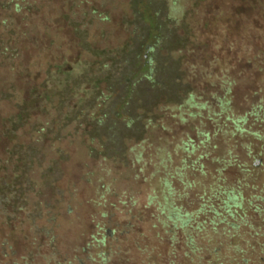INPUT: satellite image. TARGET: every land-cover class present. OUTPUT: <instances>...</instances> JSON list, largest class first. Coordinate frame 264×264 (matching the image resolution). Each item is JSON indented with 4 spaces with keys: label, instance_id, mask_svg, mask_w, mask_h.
Masks as SVG:
<instances>
[{
    "label": "trees",
    "instance_id": "1",
    "mask_svg": "<svg viewBox=\"0 0 264 264\" xmlns=\"http://www.w3.org/2000/svg\"><path fill=\"white\" fill-rule=\"evenodd\" d=\"M173 1L169 6L161 0H129L131 18L124 23L132 27V34L126 44L111 49L92 47L87 31L73 23L77 47L95 62L47 60L36 71L41 79L35 83L29 79L33 62H24L23 43L37 48L38 35L47 33V29L28 21V15L38 11L31 1L0 0V105L4 103L7 107L0 109L4 111H0V139L10 144L3 166L5 176L0 179V224L20 231L26 227L29 233L26 240L32 244L31 250L18 252L6 237L0 236V264H114L118 252L113 245L117 241L116 232L128 236L132 225L129 222L120 231H116L117 225L109 229V214L95 210L102 205L100 200L107 202L104 197L107 187L92 185L94 196L86 202L94 206L95 212L90 216L94 231L83 245L74 247L79 253L67 255L59 250L58 229L65 216L71 215L81 203L82 185L91 183L94 169L88 170V161L122 163L128 159L132 164L126 140L143 141L144 129L161 102L179 103L181 109L188 101L194 102L192 107H208L206 118L215 128L212 133L203 132L201 142L225 133L228 137L233 133L261 140L256 154L251 142L244 145L250 159L246 162L231 155L221 157L246 170L243 179L250 177L251 169L264 167L259 158L264 157V58L257 66L262 77L249 85L240 109L232 106V92L242 79L228 70L213 78L223 90L221 97L216 96L219 110L210 108L207 102L198 103L184 80L181 59L175 57L192 43V30L186 22L188 14L183 13L180 21L176 18V0ZM191 7L198 9L196 15L202 16L197 3ZM21 15L24 23L17 24L14 18ZM259 33L264 37L263 30ZM252 59H247L248 65H252ZM198 115L202 116L189 112V116ZM208 142L204 143L205 150H199L201 153H211V140ZM192 144L200 148V143ZM228 152L231 153V148ZM140 155L135 156L136 161ZM230 188L221 192L225 195L218 194L213 205L198 215L204 217L199 220L203 228H212L223 237L239 234L240 225L248 224L243 208L249 201L242 195V187L236 188L234 184ZM262 214L263 221L264 210ZM172 218L180 223V217ZM188 225L186 241L195 243V225L192 221ZM197 247L194 244L192 252Z\"/></svg>",
    "mask_w": 264,
    "mask_h": 264
},
{
    "label": "rangeland",
    "instance_id": "2",
    "mask_svg": "<svg viewBox=\"0 0 264 264\" xmlns=\"http://www.w3.org/2000/svg\"><path fill=\"white\" fill-rule=\"evenodd\" d=\"M29 1L38 11L28 15V21L38 22L47 29V33L38 35L37 48L23 43L24 62H33L29 67L32 73L29 79L35 83L41 79L36 71L47 60L52 63L85 59L95 62L77 47L73 23L87 31L89 43L97 49L123 46L132 34V27L124 23L131 18L129 0ZM161 1L169 6L174 2ZM196 3L202 16L196 15L198 9L191 7ZM174 8L179 21L183 13L188 14L186 22L192 30V43L175 57L181 59L184 80L191 86L197 102H207V106L219 110L216 96L221 97L223 90L213 78L228 70L229 74L242 79L232 92V106L239 108L249 85L262 77L257 66L264 58V37L259 33L264 31V0H176ZM21 17H15L14 21L23 24ZM47 22L50 23L48 27ZM247 59H252L253 66L247 64ZM250 66L252 69L248 70ZM193 103L185 102L181 109L179 103L161 102L153 111L151 123L144 129L143 141L126 140L132 164L128 159L122 163L88 161V170L94 169L91 183L82 185L81 196L77 195L81 203L71 215L65 216L58 229L61 252L67 255L78 252L74 247L83 245L94 231L91 214L103 210L109 214V229L117 225L116 231H120L127 223L132 225L128 236L116 232L117 241L113 245L118 252L114 264H148V261L149 264H264V220H261L264 167L251 169L250 177L243 179L246 170L221 158L231 155L239 162H246L250 159L244 145L251 142L256 154L263 142L233 133L229 137L227 133L217 134L212 139L206 137V142H201L203 132L212 133L215 124L206 118L208 107H192ZM0 109L7 110V107L3 103ZM3 110L0 111L3 113ZM189 112H199L202 116H189ZM210 140L211 153H201L199 150H205L204 143ZM192 143H200V148L192 147ZM9 146L7 140L0 139V179L5 176L3 166ZM230 148L231 153L228 152ZM259 158L264 164V157ZM234 184L236 188L242 187V195L249 201L243 208L248 224L240 225L239 234L223 237L212 228H203L199 220L204 217L198 218V215L213 205L218 194L225 195L221 192ZM92 185L108 188L104 193L107 202L100 200L102 205L95 210L92 202H86L94 196ZM46 193L49 195L50 190ZM177 216L180 223L173 221L172 217ZM191 221L197 231L195 243L186 241ZM13 229L0 224V236L6 237L18 252L31 250L32 244L26 240L27 228ZM194 244L199 248L192 252Z\"/></svg>",
    "mask_w": 264,
    "mask_h": 264
}]
</instances>
